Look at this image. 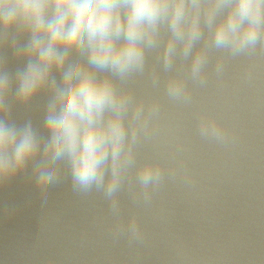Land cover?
<instances>
[{"label":"clouds","instance_id":"9594fccd","mask_svg":"<svg viewBox=\"0 0 264 264\" xmlns=\"http://www.w3.org/2000/svg\"><path fill=\"white\" fill-rule=\"evenodd\" d=\"M23 41V42H21ZM5 48L23 61L8 70ZM264 51V0H0V186L31 169L46 194L67 172L78 195H102L118 223L114 233L143 239L133 216L120 221L119 193L151 203L153 193L182 165L139 161L138 146L154 138L161 105L135 95L130 82L147 74L167 98L192 103L188 81L208 84L213 53L222 76L225 58ZM154 54L161 71L149 72ZM43 95V132L31 119H11L13 104L29 108ZM199 134L225 143L216 119L199 116ZM46 203V195L44 196Z\"/></svg>","mask_w":264,"mask_h":264}]
</instances>
